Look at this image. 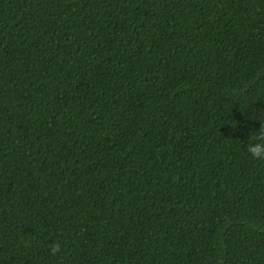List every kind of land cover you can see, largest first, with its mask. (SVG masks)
Masks as SVG:
<instances>
[{
  "label": "trees",
  "instance_id": "obj_1",
  "mask_svg": "<svg viewBox=\"0 0 264 264\" xmlns=\"http://www.w3.org/2000/svg\"><path fill=\"white\" fill-rule=\"evenodd\" d=\"M262 125L264 0H0V264H264Z\"/></svg>",
  "mask_w": 264,
  "mask_h": 264
},
{
  "label": "clouds",
  "instance_id": "obj_2",
  "mask_svg": "<svg viewBox=\"0 0 264 264\" xmlns=\"http://www.w3.org/2000/svg\"><path fill=\"white\" fill-rule=\"evenodd\" d=\"M247 152L253 160L264 161V125L257 132L250 135ZM60 251L59 245L51 247V254L53 256L59 254Z\"/></svg>",
  "mask_w": 264,
  "mask_h": 264
}]
</instances>
